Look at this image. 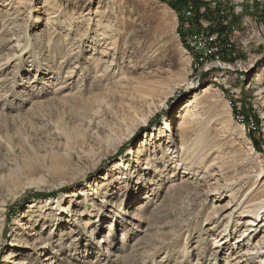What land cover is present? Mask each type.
Listing matches in <instances>:
<instances>
[{"label":"rangeland","instance_id":"rangeland-1","mask_svg":"<svg viewBox=\"0 0 264 264\" xmlns=\"http://www.w3.org/2000/svg\"><path fill=\"white\" fill-rule=\"evenodd\" d=\"M177 1L0 0V264H264V52L199 72Z\"/></svg>","mask_w":264,"mask_h":264},{"label":"built area","instance_id":"built-area-1","mask_svg":"<svg viewBox=\"0 0 264 264\" xmlns=\"http://www.w3.org/2000/svg\"><path fill=\"white\" fill-rule=\"evenodd\" d=\"M165 1L167 4H173L177 0ZM200 1H210L209 6L211 10L215 9L214 5L216 3L212 2V0H186L184 4L177 6V14L175 16L176 19L178 15L182 18L179 27L177 26V36H184L182 43L195 56L194 69H197L199 72L224 70L237 72L238 70L232 66L240 61L237 58L239 56V50L245 49L247 51L245 53L246 60H249L251 57V48L246 45L252 43L254 36L257 37L258 41L255 43V47L256 45H261L264 52V15L262 16L263 18L259 17L258 14H255L253 18L250 15L245 16L244 12L247 13L249 11H243L242 7H238V4L241 5L248 0H231L232 15L229 9L219 7L220 11L216 14L221 16L223 20L217 19L219 21L217 24L205 20L207 16L204 8L205 5L200 4ZM250 1L253 2V0ZM259 1L264 2V0ZM257 21L259 22L258 24ZM196 26H199V30H195ZM243 33H245V39H243ZM247 35H249L248 38L246 37ZM238 44L241 46L238 47ZM224 60H227V62ZM228 61H231L233 65H230L232 63ZM229 105L235 106L236 108L238 102L234 101L233 104L229 102ZM236 122L247 132L256 129V122L250 117L237 116Z\"/></svg>","mask_w":264,"mask_h":264},{"label":"bare ground","instance_id":"bare-ground-1","mask_svg":"<svg viewBox=\"0 0 264 264\" xmlns=\"http://www.w3.org/2000/svg\"><path fill=\"white\" fill-rule=\"evenodd\" d=\"M210 3V2H209ZM165 7V6H164ZM207 10V9H206ZM174 13V12H173ZM172 13V14H173ZM208 13V12H207ZM174 16H175V14H174ZM174 16H173V18H174ZM177 18H180L179 16H177ZM175 20V19H174ZM179 21V20H178ZM180 23V22H179ZM173 26H175V24L173 25ZM181 42V41H180ZM186 47V46H185ZM182 48V47H181ZM184 48V47H183ZM187 48V47H186ZM252 49V48H251ZM188 53V52H187ZM184 57H186L187 59H189L188 57H190V56H184ZM192 57V56H191ZM195 57V56H194ZM188 61V60H187ZM186 61V62H187ZM257 62V61H256ZM187 63H189V65H190V60L187 62ZM241 66V65H240ZM206 67H209V66H206ZM264 67V66H263ZM263 77H264V72L262 71V72H259V73H257L256 74V76H255V78H254V80H253V83L254 84H258V83H260L261 82V80L263 79ZM214 85V84H213ZM217 88H216V86H211V85H208V86H205L204 88H202V89H200V91H199V93H196V94H194V96H193V100H190V101H188V102H186L185 103V105H184V107H183V109L179 112V115L175 118V119H178V128H177V131H184L185 129H184V127H185V125L187 124V122H189L190 120H191V118L193 117V115H194V112H195V110H196V104H198V103H200V101H202V99H210V97H213V96H215V94L217 93ZM147 120V119H146ZM146 120H144V121H142V123L144 124L145 122H146ZM165 124L167 125L168 124V122H165ZM238 125V124H237ZM239 126V125H238ZM240 127V130H241V132H244L245 131V129L244 128H242L241 126H239ZM167 128V127H166ZM224 128V127H223ZM245 133V132H244ZM133 155V153H132V151H130L129 152V155ZM180 165V164H179ZM119 166H121V164H119ZM176 170V169H175ZM206 172V171H205ZM259 174H264V171H260L259 172ZM259 174H258V176H259ZM263 176H261V179L260 180H262L263 178H262ZM173 186V185H172ZM229 197H231V196H229ZM233 200V199H232ZM234 202V201H233ZM235 203V202H234ZM257 205L258 206H261L259 209H254L255 211H256V214H254L255 216H260V214H262V213H264V199H262V200H260L259 202H257ZM238 206H239V204H238ZM238 206H236V207H234V209L231 211V212H234V211H236V209H239L238 208ZM239 213H243V214H246V213H249V211H245V210H243L242 212H239ZM242 214V215H243ZM231 215V214H230ZM241 215V214H240ZM242 217H246V216H242ZM256 222V220H254V221H252L251 222V224H252V227L253 226H258V224H256L255 223ZM259 224H261V226H263V223H262V221L259 223ZM252 227H250V229L249 230H247L246 232H244L243 234H242V236L240 237V238H238L237 240H236V243L238 244V248L237 249H239V247H240V244L241 243H243L244 241H245V239H241L244 235H246V237L247 238H249L250 236H251V233L252 232H254L255 230L252 228ZM248 231H250V233L248 234ZM247 233V234H246ZM262 239H264V236L262 237ZM222 242H220V243H225L224 242V240H221ZM264 244V240H259L258 242H256L255 244H254V247L255 246H257V245H263ZM237 253V252H236ZM256 253L254 252V249H252L251 251H247V252H245V253H242V254H240L238 257H237V259H240L239 261H238V263H242V262H246V261H248V260H250V256H253V255H255ZM259 255H262V253L261 252H259ZM245 258V259H244ZM254 258V257H253ZM234 259V258H233ZM260 262H262V260H260Z\"/></svg>","mask_w":264,"mask_h":264},{"label":"trees","instance_id":"trees-1","mask_svg":"<svg viewBox=\"0 0 264 264\" xmlns=\"http://www.w3.org/2000/svg\"><path fill=\"white\" fill-rule=\"evenodd\" d=\"M186 2V0H178L177 1V5L179 6L180 4H184ZM179 3V4H178Z\"/></svg>","mask_w":264,"mask_h":264}]
</instances>
